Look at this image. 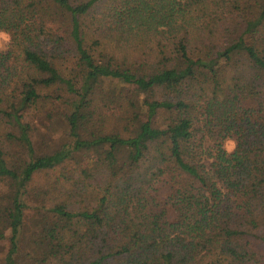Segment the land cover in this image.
<instances>
[{
  "label": "trees",
  "instance_id": "obj_1",
  "mask_svg": "<svg viewBox=\"0 0 264 264\" xmlns=\"http://www.w3.org/2000/svg\"><path fill=\"white\" fill-rule=\"evenodd\" d=\"M0 32L4 264H264V0H0Z\"/></svg>",
  "mask_w": 264,
  "mask_h": 264
},
{
  "label": "rangeland",
  "instance_id": "obj_2",
  "mask_svg": "<svg viewBox=\"0 0 264 264\" xmlns=\"http://www.w3.org/2000/svg\"><path fill=\"white\" fill-rule=\"evenodd\" d=\"M10 43V37L8 35V33L6 32H0V49L1 50H5ZM101 93H99V96L102 100L103 103H106V101H109L111 96L108 97V95H110L109 91L103 88H100ZM103 113L107 114V113H111L110 109H107L104 111V109L102 110ZM103 118V116H102ZM28 121L31 123L34 132H33V139L36 140L40 135L42 134V132L45 130L44 124L46 125L48 122H45V120L43 119V117L40 115L39 112L37 111H31L29 117H28ZM101 123V127H107L108 125H110L112 122V119L110 117H107V120L104 122H100ZM49 126H52L51 131H50V135L52 138H58L61 132V129L54 125V124H49ZM56 138V140H57ZM234 146V143L232 141H226L224 144V148L228 151L232 150ZM49 176H47L46 174H39L36 175L34 181L35 182H45V180H48ZM31 218V214H29L27 216L26 221H29V219ZM30 224V222H28ZM6 249H7V240L6 239H0V264H4V257H5V253H6Z\"/></svg>",
  "mask_w": 264,
  "mask_h": 264
}]
</instances>
